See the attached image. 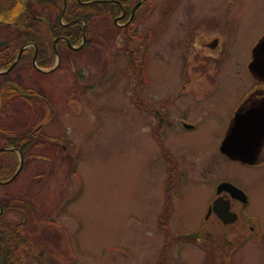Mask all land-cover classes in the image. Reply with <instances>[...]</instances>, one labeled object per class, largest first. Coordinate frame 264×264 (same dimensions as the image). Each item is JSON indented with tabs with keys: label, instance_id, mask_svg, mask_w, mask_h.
I'll return each instance as SVG.
<instances>
[{
	"label": "rangeland",
	"instance_id": "obj_1",
	"mask_svg": "<svg viewBox=\"0 0 264 264\" xmlns=\"http://www.w3.org/2000/svg\"><path fill=\"white\" fill-rule=\"evenodd\" d=\"M10 2L0 0V7ZM201 2L176 3L170 29L164 34L159 31L151 40L154 57L160 58L156 54L160 52L173 60L183 50L178 41L187 27L182 23L197 18L202 10L203 18L223 24L205 34L216 32L222 42L228 37L230 59L244 64L264 33V0H203L197 9ZM153 3L157 5H153V18L160 21L167 5L164 8L162 0H152ZM212 5L217 14L211 13ZM189 6L194 13H187ZM36 8L44 10L38 4ZM143 10L145 7L139 13L143 14ZM56 14L57 8L53 18ZM104 20L108 21L101 27ZM112 20L104 15L92 21L90 32L96 44L91 43L80 53L70 52L74 63L63 62L59 70L39 77V85L56 105L57 119L33 136L26 148L23 168L14 180H0V201L14 200L4 215V224L25 219L24 235L33 241V254L40 253L42 264H168L170 260L180 264L183 259L185 264H195L191 246L185 248L183 242L175 240L174 244L165 242L161 219L173 236L179 229L195 225L202 219L210 187L220 179H228L248 192L251 202L247 208L259 213L264 231V167L229 162L205 181L195 178L200 171L198 164L208 154H218L232 109L243 94L238 89L246 85L243 75L236 80L231 76L227 79L229 94L228 87L214 94L198 90L206 94L202 99L196 92L185 94L192 97V102L185 97L176 103L177 110L171 113V122L161 135L162 146L168 151L165 153L149 132V121L131 104V45L120 40ZM144 26L138 30L143 31ZM43 28L39 36L46 38ZM17 29L0 26V40H15ZM102 32L108 35L104 41L98 37ZM137 45L139 52L143 51ZM64 50L67 53L65 47ZM29 53L30 49L26 54ZM29 58H23L18 66L24 79L31 71ZM172 67L161 61L150 62L151 83L143 88L144 93L158 96L163 90L170 92L166 76L171 77ZM33 79L36 80L35 72ZM70 86L74 90L70 95L76 96L73 100L67 95ZM14 97L11 106L2 108L0 113V147L9 143L8 137L33 131L42 120L48 121L43 106ZM181 121L196 128L184 129ZM46 135L68 141L67 153L56 151V144L47 142ZM16 163L13 153H0L1 165L7 164L13 171ZM167 183L173 185L174 209L165 218ZM163 244L169 246L164 248ZM181 248L183 253L178 254ZM27 264H39L38 259Z\"/></svg>",
	"mask_w": 264,
	"mask_h": 264
},
{
	"label": "flooded vegetation",
	"instance_id": "obj_2",
	"mask_svg": "<svg viewBox=\"0 0 264 264\" xmlns=\"http://www.w3.org/2000/svg\"><path fill=\"white\" fill-rule=\"evenodd\" d=\"M52 1L57 2L59 0ZM60 1L63 9L64 6L66 7L67 0ZM109 1L116 3L115 14L109 15L107 12H102L99 17L104 15L112 17L113 26L119 30L120 40L127 41L128 45H131L130 70L134 79L131 104L138 113H142L149 121V125H147L149 132L157 142L159 141L163 152L168 153L167 149L162 146L161 135L165 133L166 126L171 122V113L177 110L176 103L184 101L182 98L187 97L185 94L196 92L198 99H202L206 94L199 93L198 90H206L214 94L220 88L226 87H228L226 92L229 94L231 89L225 84L227 79L231 76L236 80L243 75L246 85L243 84L238 89V93L243 92V94L232 109L228 129L218 148V154L217 152L210 153L198 164L197 167H200V171L195 178L205 181L211 178L216 169L226 167L229 162H236L245 167H264V82L251 75L248 69L250 59L244 64L233 63L228 53V37L226 38L227 41L222 42L216 32H213L212 35L205 34L207 30L223 27L222 22L220 23V20L210 22L211 20L203 18L205 17L203 11L199 10L197 18L182 23L187 27L183 32V37L178 41L183 45V50L176 54L173 60L160 52L156 53L161 56L158 58L154 57L150 51L151 40L159 31L164 34L170 29L173 22L171 18L177 10L178 5L176 3L179 0H172L171 5L170 3L167 4L169 0H162L164 8L166 5L167 7L163 9V12L161 11L160 21H155L153 18V5L155 3L145 2L146 4H142L132 14L133 6L137 1L134 0L133 3H131L133 0ZM208 1L211 2V0ZM202 2L197 9L202 6ZM37 4L46 10L45 12L37 9L39 13L45 15L38 18H53V12L56 9L54 3L50 0H35V7ZM126 4L130 5L129 9ZM143 7H145V11L143 10V14L139 13V9ZM189 7L186 10L187 13H194V9ZM212 7L211 13L217 14L218 10H215V5ZM138 13L142 15L141 19H139ZM59 21H61L60 18ZM106 21L108 20L100 22L101 27ZM85 24L88 26L86 21ZM91 24L92 22H89V25ZM143 25H145L144 30H138ZM263 35L264 33L261 36ZM100 38L103 41L107 38L104 32ZM138 43L143 48L141 52L138 50ZM2 48L0 46V67H2L0 68V106H9L12 98L18 93L16 87L19 85L18 88L23 89V91H36L32 94L36 95L38 103L46 105L48 108L47 101L42 95L45 92L40 89L39 83L35 82L34 84L27 78L24 79L18 68L12 69L14 74H11L12 71L5 72L11 63L6 58L5 51L1 50ZM70 59V57H61L59 66L63 62H73ZM45 60L47 58L41 57L40 62L45 64ZM152 61H161L173 66L171 77L166 76L167 88L171 89L170 92L163 90L158 96L148 92L144 93L143 88L151 83L149 75L150 62ZM3 64H7V67H3ZM71 70H73L72 66ZM28 83L33 84V86H29ZM10 84H12L16 94L9 92ZM212 97L215 98L216 96L213 95ZM187 98L192 102L191 96ZM49 111L51 112L53 109H49ZM181 124L184 129L196 128L194 124L185 121H181ZM229 136L232 140L229 145V153H227L222 146ZM48 139L55 140L56 138L48 137ZM239 145L241 146L240 149L237 148ZM172 190L173 185L167 183L164 186L166 201L163 216L165 218L170 216L174 209L171 197ZM207 198L208 202L203 209L204 212L202 211L203 214L201 212L202 219H199L195 225H188L179 229L174 236L168 232V229L166 230V222L161 219V229H163L166 237L165 242L173 241L172 244H174L175 241H179L178 243L183 242L182 245H186L185 248L191 246L195 254V264H264V231L261 218L259 213L251 212L247 208L251 202V197L245 188L231 180L220 179L215 182L214 186L210 187ZM163 245L164 248L169 246L168 244ZM182 253L181 248L178 254ZM168 264L176 263L174 260H170ZM180 264H185L184 259Z\"/></svg>",
	"mask_w": 264,
	"mask_h": 264
},
{
	"label": "trees",
	"instance_id": "obj_3",
	"mask_svg": "<svg viewBox=\"0 0 264 264\" xmlns=\"http://www.w3.org/2000/svg\"><path fill=\"white\" fill-rule=\"evenodd\" d=\"M57 8V14L54 18H50L51 28L47 27L45 22L38 18L41 16L39 11L35 10V0H13L6 7H0V20L12 21L17 26V35L15 40H11L7 43V47H3L1 50H6L5 55L9 62L12 63L18 49L21 45L26 43H34L37 46V60L39 64L43 65L44 62H40L41 57L47 58L45 64H49L52 61V43L55 37L63 36L72 44H77L82 38L83 21L87 24L98 17L102 12H107L109 15H114L117 6L109 0H67L66 7L63 14V24L59 21L60 15L63 11L61 1H52ZM57 4V5H56ZM128 9L129 4H126ZM43 16L44 13H42ZM46 29L47 37L43 38L39 36L41 29ZM90 32V29L89 31ZM21 41H20V40ZM87 42L91 41L88 40ZM20 41V42H19ZM5 43H0L3 46ZM64 44V41L62 42ZM34 48L30 50L29 54L26 51L20 57V60L29 58ZM26 56V57H25ZM5 58V57H4ZM30 60V58H29ZM30 61H28V65ZM2 66L7 67V64ZM15 65L14 67H16ZM30 68L31 65H30ZM15 81V80H14ZM32 90L31 92H33ZM10 93H15L12 84L9 87ZM9 93V94H10ZM8 94V95H9ZM31 130L29 132H23L18 136L8 137L7 140L10 144L15 145L22 150L23 154L26 153V148L33 141V134ZM16 153L11 150H6L2 153ZM16 166V165H15ZM15 168L11 169L7 164H0V180H6L13 174ZM1 212H0V264H27L31 259H40L38 252L33 254L34 243L29 236L24 235L26 222L25 219L15 224L6 222L4 224V215L12 206L11 202L0 201ZM27 259V260H26ZM27 262V263H26Z\"/></svg>",
	"mask_w": 264,
	"mask_h": 264
},
{
	"label": "water",
	"instance_id": "obj_4",
	"mask_svg": "<svg viewBox=\"0 0 264 264\" xmlns=\"http://www.w3.org/2000/svg\"><path fill=\"white\" fill-rule=\"evenodd\" d=\"M139 3L137 5H139ZM20 53H21V50H20L19 54ZM249 69L255 78L264 81V37L253 48L252 61L249 64ZM26 96H28V95H26ZM231 140H232V138H231V136H229L227 138V141L224 142V144L222 146L223 150L226 151L227 153H229L228 150L230 149L229 145H230ZM237 148L240 149L241 146L239 145V146H237ZM3 149H5V147L0 148V151ZM21 166H22V158L20 160V163H19L17 170L15 171V173L11 179H13L19 173Z\"/></svg>",
	"mask_w": 264,
	"mask_h": 264
}]
</instances>
